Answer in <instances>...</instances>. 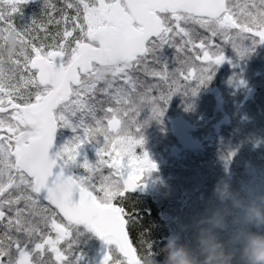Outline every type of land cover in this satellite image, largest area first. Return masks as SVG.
<instances>
[{"label":"snow or ice","instance_id":"1","mask_svg":"<svg viewBox=\"0 0 264 264\" xmlns=\"http://www.w3.org/2000/svg\"><path fill=\"white\" fill-rule=\"evenodd\" d=\"M31 2L0 0V264H79L80 226L114 246L102 264H145L130 194L156 165L137 154L140 114L264 43V0H41L40 22Z\"/></svg>","mask_w":264,"mask_h":264},{"label":"flooded vegetation","instance_id":"2","mask_svg":"<svg viewBox=\"0 0 264 264\" xmlns=\"http://www.w3.org/2000/svg\"><path fill=\"white\" fill-rule=\"evenodd\" d=\"M244 47L243 56L230 47L227 49L225 61L214 66L211 79L202 84L207 90L205 93L198 91L197 83L193 82L195 95L179 93L166 104L165 114L183 111L192 120L177 115L168 124L149 125L146 116L137 134L144 141L137 154L146 152L156 169L143 181V187L130 194L131 210L157 202L169 211L173 226L171 239L184 249L194 247L196 227L206 222L214 210L211 194L218 183H227L245 202L264 196V43L249 41ZM170 55L162 53V56ZM179 118L190 124L188 136L202 149H186L178 142L172 123ZM150 129H170L174 144L164 147L160 135L151 133ZM197 156L204 161L199 163L201 170L193 174ZM154 190L159 192L157 196L153 195ZM181 208L188 218L183 221ZM242 219L243 213L234 210L228 218L227 230L217 232L219 240L230 251L238 252L241 247L242 241L234 239L238 231L264 234V226L246 225ZM80 231L82 235L76 245L77 255L81 257L79 264H97L99 255L104 257L114 248L105 243L102 247L99 237L84 226H80ZM167 239L165 236L163 240ZM90 242L96 247L92 249Z\"/></svg>","mask_w":264,"mask_h":264},{"label":"clouds","instance_id":"3","mask_svg":"<svg viewBox=\"0 0 264 264\" xmlns=\"http://www.w3.org/2000/svg\"><path fill=\"white\" fill-rule=\"evenodd\" d=\"M7 55L13 56L18 48L14 36L6 40ZM215 208L206 222L196 229V244L191 249L178 246L175 239H169L164 249L162 264H264V234L240 230L234 239L242 241L239 251H230L219 240L218 230H227L228 218L234 210L243 213L242 223L264 226V196L245 202L240 194L227 183H218L211 194Z\"/></svg>","mask_w":264,"mask_h":264},{"label":"trees","instance_id":"4","mask_svg":"<svg viewBox=\"0 0 264 264\" xmlns=\"http://www.w3.org/2000/svg\"><path fill=\"white\" fill-rule=\"evenodd\" d=\"M63 6V5H62ZM60 14H55L56 18H59ZM202 31V30H201ZM165 52L166 54H171L170 56H162V53ZM160 51L158 53V60L160 65H166L168 67L169 71L174 70L176 67H179V64H176V53L174 48L165 49L164 51ZM11 66H6V68H10ZM138 75H141L143 77L142 73H139ZM151 80V78H146ZM155 82V81H152ZM210 85H212L210 83ZM192 88V84H191ZM198 91H201V93H205L207 90L200 85L197 87ZM190 93V92H189ZM188 93V94H189ZM175 100V98H174ZM160 111L162 112V115H159L155 118L152 116L151 108H145L139 117V123L140 125L145 123V118L149 119V125H157V124H164L169 123L170 119L178 116H184L188 120H192L187 113L183 111H175V114H165L166 110L168 109L167 105L160 104L159 105ZM264 130V129H263ZM151 133L159 134L162 138L161 141H164V147H171L174 144V139L172 138L170 129H150ZM164 134V136H163ZM91 152V150H89ZM200 155V154H199ZM200 156H197L198 158ZM201 158H205V156H202ZM203 159H197L195 162L194 167L192 168L191 173L195 174L197 172L193 171H199L201 170L200 162H203ZM159 192L155 191L153 192V195L157 196ZM148 204V203H146ZM146 204H144L143 207H140L139 210H134L133 213L135 214V218L138 222V225L140 228H142L146 234V238L151 242L153 251L155 254L149 255L146 258L145 264H162L163 260L165 259L163 249L165 245L167 244L168 240L171 239L170 235V228H172V224L170 223V214L169 211L162 209L157 202L149 203L148 207L146 208ZM180 205V203H179ZM146 208V210H145ZM181 221L188 219L187 217H184V211L181 208ZM139 226L137 227V231L140 230ZM133 236L135 238V233H133ZM165 236H168L167 240H163ZM91 248H95L96 244L93 242H90ZM137 247L143 248V245H137ZM181 248H184L183 246H179ZM103 261V255H99L98 258H96L95 262L97 264H101Z\"/></svg>","mask_w":264,"mask_h":264},{"label":"water","instance_id":"5","mask_svg":"<svg viewBox=\"0 0 264 264\" xmlns=\"http://www.w3.org/2000/svg\"><path fill=\"white\" fill-rule=\"evenodd\" d=\"M173 133L177 138L178 142L186 149L192 150H200L202 146L194 142L189 136L188 132L190 130V124L184 121V119L179 118L173 121ZM172 153L176 155V150H173ZM155 171V170H154ZM102 245H104V241L100 240Z\"/></svg>","mask_w":264,"mask_h":264},{"label":"rangeland","instance_id":"6","mask_svg":"<svg viewBox=\"0 0 264 264\" xmlns=\"http://www.w3.org/2000/svg\"><path fill=\"white\" fill-rule=\"evenodd\" d=\"M52 2L56 5L57 8L63 7L62 0H52ZM41 9H42L41 0H32L31 3L25 5L23 8L25 19L30 21L32 18H37L38 22L45 21L47 17L43 14V12H41ZM55 14H60V13L56 12ZM20 23L21 21L19 20V18H17L16 24L20 25ZM49 31L50 32L55 31V27L49 26Z\"/></svg>","mask_w":264,"mask_h":264}]
</instances>
